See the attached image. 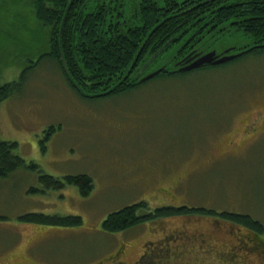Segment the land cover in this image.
Masks as SVG:
<instances>
[{"label": "rangeland", "instance_id": "rangeland-1", "mask_svg": "<svg viewBox=\"0 0 264 264\" xmlns=\"http://www.w3.org/2000/svg\"><path fill=\"white\" fill-rule=\"evenodd\" d=\"M35 1L0 0V86L30 66L20 92L0 104V142H18L15 152L48 175H90L94 189L45 192L41 175L27 168L0 178V264H264L251 230L218 217H165L120 233L102 226L140 201L264 224V56L82 97L58 62L41 61L50 29ZM31 213L79 216L83 224L19 219Z\"/></svg>", "mask_w": 264, "mask_h": 264}, {"label": "trees", "instance_id": "trees-1", "mask_svg": "<svg viewBox=\"0 0 264 264\" xmlns=\"http://www.w3.org/2000/svg\"><path fill=\"white\" fill-rule=\"evenodd\" d=\"M70 1L36 0L34 6L43 27L50 29L48 33L50 51L43 54L41 61L49 58L58 62L70 85L82 97L92 98V95L105 94L106 92L103 95L105 97L126 94L137 90L138 87L144 84L158 80L183 78L192 72L208 70L213 67L232 64L241 60L264 56V10L258 6L259 4L255 7V13L253 12L252 17L249 19L250 26L240 27L236 31L242 32L244 40L241 41L240 39L239 41L235 39L233 42L231 41L232 43L229 41L224 44L218 41L213 43L214 46L220 47L235 45L237 50H247L244 52L245 54L226 64L213 67L207 66L192 72L180 73L173 72L171 69L175 67V62L178 61L176 55L180 52L183 44L160 42L159 39L167 34L169 30L173 31L178 22L183 20V24L188 25L192 21H195L194 17L188 15L183 18H177L178 20L165 17L164 20H160L162 14L159 13L157 6L155 11L151 13L152 16L154 15L155 20L154 32L150 37L151 42L146 44L143 39L136 40L137 38H143L142 34L141 36L139 35L138 28L133 31L126 29L120 35V30H118V25L115 21H110L109 17L105 18V10L99 18H94L89 22L90 26H87L86 21L84 23V19L79 17L80 15H86L84 10V12H81V9L85 6L83 0H74L62 28L63 19ZM226 15L227 12H225L224 17L222 15L215 16L213 22H219L221 24L228 21V19H224L227 17ZM91 17L89 15L88 19H91ZM75 22H78V24ZM61 30H63L62 33ZM163 46H166L165 50L155 58L149 67L151 70L163 68V71L153 79L140 83L137 77L138 71H135L136 68H143L146 63L151 61L148 57H153ZM61 47L70 75L77 83V86H74L66 74L61 55ZM149 47H153V51L149 55H146L145 53L150 50ZM29 71L30 66L23 70L19 81L0 86V104L20 92L21 86L24 85ZM55 130V127H51L49 133L52 131L55 132ZM49 136L50 134L45 138V141L49 140ZM18 146L19 143L16 141L0 142V178H8L16 171L27 168L41 175L40 181L44 186L43 191L51 189L61 190L67 185H75L80 189L83 196H89L92 193L94 182L90 175L81 174L67 176L61 179L43 173L37 163L32 161L28 163L22 156L15 152ZM43 150L44 152L47 150L45 145L43 146ZM32 190L38 191V189L34 188ZM181 215L218 217L234 225L243 226L251 230L253 236L251 241L256 246L264 247V241L261 237L264 234V224L261 221L248 214L228 211L218 212L203 206L183 205L176 207L175 205L151 209L148 202L140 201L111 213L104 220L102 226L108 233H120L157 219ZM19 219L26 223L48 226L76 227L83 224V219L79 216H49L31 213L20 216Z\"/></svg>", "mask_w": 264, "mask_h": 264}, {"label": "flooded vegetation", "instance_id": "flooded-vegetation-1", "mask_svg": "<svg viewBox=\"0 0 264 264\" xmlns=\"http://www.w3.org/2000/svg\"><path fill=\"white\" fill-rule=\"evenodd\" d=\"M83 2L85 6L81 12L84 10L86 15L79 17L84 19V23L86 21L87 26H90L89 22L99 18L105 10V18L109 17L110 21H115L120 35L126 29L133 31L138 28L139 35L142 34L143 38L136 40L143 39L146 44L151 42L150 37L154 32L155 20L151 13L157 6L159 13L162 14L160 20H164L165 17L176 20L188 15L194 17L195 21L188 25L183 24V20L178 22L173 31L169 30L159 39L160 42L183 44L176 55L178 61L200 57L212 50L218 54H222L227 49H232L233 53L241 52L235 45L220 47L214 46L213 43L218 41L224 44L230 40L244 38L242 32L236 31L240 27L250 26L249 19L258 4L264 10V0H83ZM225 12L227 17L224 19L228 21L221 24L213 22L215 16L224 17ZM89 15L92 16L91 19H88ZM75 23L78 24V22ZM216 25H218L217 28H215ZM152 51L153 47L145 54L149 55ZM148 58L151 60L153 57ZM142 69L137 67L135 70L138 71V78L149 73V68L143 73Z\"/></svg>", "mask_w": 264, "mask_h": 264}, {"label": "water", "instance_id": "water-1", "mask_svg": "<svg viewBox=\"0 0 264 264\" xmlns=\"http://www.w3.org/2000/svg\"><path fill=\"white\" fill-rule=\"evenodd\" d=\"M74 0H71L69 3V6L67 8V11L65 13L64 19H63V23H62V28L63 25L65 23L66 20V16L68 14V11L71 7V5L73 4ZM170 19V18H168ZM63 30H61L62 33ZM145 44V43H144ZM166 46H163L155 55L154 57L151 59V61L146 64L142 70V73L144 71H146V69L150 66V64L155 60V58H157L164 50H165ZM231 50H227L225 52L224 55H217L216 51H211L208 52L200 57H196V58H191L188 60H182L178 63V69L176 70L177 72H187V71H192L201 67H205V66H216V65H221L224 63H228L230 61L235 60L236 58H238L239 56H241L244 52H239V53H235V54H230ZM61 55H62V60H63V64H64V68L66 71V74L68 75V77L70 78V80L72 81V83L74 84V86H77V83L73 80V78L70 75L69 69H68V65L66 63V59L64 57V52L62 50L61 47ZM163 71V68H160L156 71H153L151 73H149L148 75H146L145 77L140 79V83L146 82L151 80L152 78H154L155 76H157L158 74H160ZM141 76V75H140ZM107 93V92H106ZM105 93V94H106ZM105 94H96V95H92L91 97H99V96H103Z\"/></svg>", "mask_w": 264, "mask_h": 264}]
</instances>
